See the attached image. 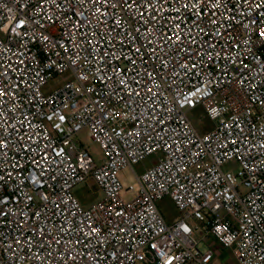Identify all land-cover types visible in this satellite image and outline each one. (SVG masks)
Here are the masks:
<instances>
[{
	"label": "built area",
	"instance_id": "2783aa9c",
	"mask_svg": "<svg viewBox=\"0 0 264 264\" xmlns=\"http://www.w3.org/2000/svg\"><path fill=\"white\" fill-rule=\"evenodd\" d=\"M89 180L102 197L83 207ZM217 248L264 264V0H0V264H214Z\"/></svg>",
	"mask_w": 264,
	"mask_h": 264
},
{
	"label": "rangeland",
	"instance_id": "374dc122",
	"mask_svg": "<svg viewBox=\"0 0 264 264\" xmlns=\"http://www.w3.org/2000/svg\"><path fill=\"white\" fill-rule=\"evenodd\" d=\"M68 79V74H64L61 76H57L54 79L50 80L47 86L44 88V92L48 93L58 87H60L66 80ZM189 118L192 120L195 127L202 133L210 128H212L213 123L205 116L203 111L198 108L195 111H192L189 114ZM75 140L80 143L84 149L87 150V152L90 154V156L95 160L97 164H101L103 161V155L102 151L98 144L93 142L87 135L86 130H81L77 136L75 137ZM147 158L142 164L138 165L136 167V172H142L145 168L150 167L155 163V159L153 157H150V160ZM229 164H226L223 166V169L229 168ZM233 167V166H232ZM234 171H238V168H235ZM119 179L122 183L123 189V197L128 198L129 194L126 191L127 188L131 185L136 189V183L132 176V173L129 169H123L119 172ZM241 192H245V189L240 187ZM75 193L78 194V196L83 198H99L101 197L100 192L97 190V188L90 184L89 182L83 183L80 186L77 187L75 190ZM159 208L163 215L165 216L166 220L169 219V217H172L177 213L176 209L173 207L171 202L168 199H165L164 201H161L159 203ZM191 224L193 226L199 227V229L196 231V238H200L202 235L203 229H201V225L198 221H191ZM202 248V245H201ZM218 251V259L214 262V264H237L235 261V258L233 257L232 253L228 249H222L220 250L217 248ZM142 264V263H137Z\"/></svg>",
	"mask_w": 264,
	"mask_h": 264
},
{
	"label": "crops",
	"instance_id": "0c3cea01",
	"mask_svg": "<svg viewBox=\"0 0 264 264\" xmlns=\"http://www.w3.org/2000/svg\"><path fill=\"white\" fill-rule=\"evenodd\" d=\"M148 160H150V157H149V159ZM87 182H89L90 184H93V182L91 181V180H89V181H87ZM94 185V184H93ZM80 186V185H79ZM95 186V185H94ZM78 187V186H77ZM77 187L74 189V195L78 198V200L80 201V203H81V205L83 206V207H88V206H90L92 203H94L95 201H97V200H99L101 197H102V195H101V197H99V198H94V199H89V198H83V197H80V196H78V194H76L75 193V190L77 189ZM96 187V186H95ZM98 190V189H97ZM99 191V190H98ZM100 192V191H99ZM100 194H101V192H100ZM165 200V199H164ZM163 200V201H164ZM163 214V213H162ZM164 216V215H163ZM178 216V213H175V215L174 216H172V217H169V219H167L166 220V218H165V216H164V218H165V220L167 221V222H171V221H173L176 217Z\"/></svg>",
	"mask_w": 264,
	"mask_h": 264
}]
</instances>
